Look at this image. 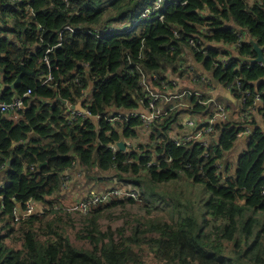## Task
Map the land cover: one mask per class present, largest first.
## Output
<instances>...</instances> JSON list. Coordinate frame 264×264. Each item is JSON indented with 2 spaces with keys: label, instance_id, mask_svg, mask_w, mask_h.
Segmentation results:
<instances>
[{
  "label": "trees",
  "instance_id": "trees-1",
  "mask_svg": "<svg viewBox=\"0 0 264 264\" xmlns=\"http://www.w3.org/2000/svg\"><path fill=\"white\" fill-rule=\"evenodd\" d=\"M155 1L0 0V100L32 92L17 122L0 112V165L6 163L0 178L8 180L0 190V264H264V65L243 60L257 56L249 39L225 70L210 57L194 55L215 80L226 83L240 76L245 87L262 92L247 148L225 178L216 175L214 160L201 158L200 144L170 142L188 109L171 111L140 150L118 151L116 158L109 144L136 136L139 120L68 124L65 119L64 101L88 103L101 115L138 107L141 87L138 76L127 73V54L145 53L140 63L158 75L176 73L185 41L205 21V11L212 15L210 40L235 43V29L243 28L264 49V0H167L163 21H142L126 34L100 39L84 32L105 22L135 21ZM67 25L75 31L64 30ZM171 25L180 30L179 39ZM23 68L27 72L13 86ZM48 73L54 79L43 85ZM91 87L85 98L83 91ZM201 109L197 105L193 112ZM241 130L236 120L216 124V158L234 147ZM153 159L160 164L148 167ZM77 164L83 171L75 187L80 192L114 181L113 186L137 188L143 203L114 198L87 214L51 208L14 220L16 201L57 200L63 173ZM181 177L204 187L208 197L201 194L202 205L192 206L175 194L155 196V186ZM82 191L86 197L87 190Z\"/></svg>",
  "mask_w": 264,
  "mask_h": 264
},
{
  "label": "built area",
  "instance_id": "built-area-1",
  "mask_svg": "<svg viewBox=\"0 0 264 264\" xmlns=\"http://www.w3.org/2000/svg\"><path fill=\"white\" fill-rule=\"evenodd\" d=\"M166 2L167 0H156L152 6L143 10L135 21L120 24L105 22L98 26L87 28L84 32L100 39L126 34L142 21L154 19L163 21ZM211 17L212 15L208 11H205L203 14L205 21L199 26L197 32L187 37L185 46L176 61L178 69L176 73H173L170 69L158 75L154 71L147 70L140 63V60L146 58L145 53L141 51L136 57L127 54L130 66L127 73L129 76L137 75L141 87L138 107L129 110H117L112 114L101 115L94 114L89 109L88 103L84 107L77 105L72 107L71 104H65L64 116L67 123L74 124L77 121H86L88 119L99 121L101 118L112 123L116 121L129 122L133 119L139 120L138 134L131 138L119 140L125 142V150L119 149V141L109 144V147L114 152L113 157L116 158L118 151L140 150L141 144L149 142L155 124L167 117L171 111L181 108L188 109L181 114V126L170 133V142L176 146L200 144L203 147L201 158L214 160L212 166L215 169L216 175L218 177H227L229 175V159L225 157L216 158V153L214 152V147L219 143L216 124L236 120L240 122L242 127L237 137H250L253 133L251 119L260 106L262 92L245 87L240 76H236L233 80L226 83L219 82L204 69L201 62L195 59L194 55L196 54L210 57L215 67L225 70L231 65L241 43L252 39L246 29L236 28L235 33L238 40L235 43L210 40L208 37L212 35L210 28ZM170 29L175 38L179 39L181 35L178 27L171 25ZM64 30L75 31L69 25L65 26ZM212 51L215 53L213 54ZM44 61L49 64L48 57H45ZM53 79L54 77L51 73L45 74L42 76V84L50 83ZM221 88L228 91L233 97L234 101L229 100L232 105H227L220 100L218 90ZM30 93H32L31 90H28L24 94L15 95L10 101L0 100V112L10 114L11 116L14 114L18 119L21 118V113L25 107L24 100ZM89 93V89H85L82 95L87 98L90 97ZM192 98H194L193 101ZM197 105L202 108L201 111L193 112ZM172 160L173 158H168V161ZM159 164L160 162L154 159L146 163L148 167L158 166ZM185 166L191 167V163L187 162ZM5 168L6 163H2L0 171ZM31 169H34V165H31ZM183 171V169L178 170L181 175L184 174ZM81 175L82 171L76 170V166L66 170L61 178V193L57 200L50 201L51 204H42L31 198L25 202L16 201L12 207L14 220L22 221L33 215L41 216L51 208L87 214L99 205L108 203L114 198L133 199L136 202H143V196L137 188L121 185L109 187L107 190L92 191L86 197L76 199L73 203H65L66 195L71 193L72 184L77 182ZM4 186L5 183L0 180V190ZM12 199L15 200V198Z\"/></svg>",
  "mask_w": 264,
  "mask_h": 264
},
{
  "label": "rangeland",
  "instance_id": "rangeland-1",
  "mask_svg": "<svg viewBox=\"0 0 264 264\" xmlns=\"http://www.w3.org/2000/svg\"><path fill=\"white\" fill-rule=\"evenodd\" d=\"M247 144H248V137H246V138L239 137L237 139L234 147L230 150L229 153H231V156L233 155L232 156V165L233 166H232V172L231 173L234 172L238 158L246 150ZM78 185H79L78 181L75 182L74 186L77 187ZM108 185H110V184H108ZM155 187H154L155 189H153V188L152 189H153L156 197H159L160 194L161 195L175 194V195H177V197L182 198L186 203L188 202L192 206H193V203L195 205H198V206H199V203H200V205H202V202L199 201L201 194L203 196V199L208 197V194L203 191V189H204L203 186L198 185V184L195 185L190 180H187L186 177H181V179H178V181H176L172 184H165V185L160 184L159 186H155ZM89 189H90L89 187L84 186L82 190L88 191ZM82 190H81L79 196H77V197L73 196L70 193L67 194L65 197V203L70 204L72 202V200L80 199V198L84 197V193ZM87 191H86V194H87ZM47 199L50 200L51 198H47ZM154 201H155V204H161L162 203L161 201H158V200H154ZM198 201H199V203H198ZM142 203L139 202L138 204H142ZM163 205H165V204L163 203ZM158 212L163 213V212H167V210H161L159 208ZM227 244L229 246H231V244H229V243H227Z\"/></svg>",
  "mask_w": 264,
  "mask_h": 264
},
{
  "label": "crops",
  "instance_id": "crops-1",
  "mask_svg": "<svg viewBox=\"0 0 264 264\" xmlns=\"http://www.w3.org/2000/svg\"><path fill=\"white\" fill-rule=\"evenodd\" d=\"M253 38V37H252ZM254 39V38H253ZM255 40V39H254ZM89 91H90V96H91V94H92V87L89 89ZM224 90L221 88V89H219L218 90V93H219V96H220V98H224V99H227V100H231V101H234V99L232 100L231 98H229L227 95H225L224 93ZM17 95V94H16ZM227 96V97H226ZM226 101V100H225ZM75 105V104H74ZM8 117H10L11 115L10 114H6ZM12 119L15 121V122H17L19 119L13 114L12 116ZM10 117V118H11ZM230 152V151H229ZM227 153L226 155H224V157L225 158H227V159H229V161H230V163H229V174H231V172H232V156H231V153ZM76 170H80L81 171V168H80V165H78L77 164V166H76ZM235 170V169H234ZM82 174H83V171H82ZM82 176V175H81ZM80 176V177H81ZM0 180L1 181H3L4 183H7V179H5V177H2V178H0ZM114 181L113 182H111L110 183V185H108V184H103L101 187L98 185V187L97 188H95V187H92V188H90L88 191H87V193H90V192H92V191H95L93 188H95L96 190L98 189V188H101V189H103L102 187H106V188H109V187H112L113 185H114ZM74 184H75V182L72 184V186H71V193L70 194H72L73 196H75V197H77V196H79V194H80V191H78L76 188H75V186H74ZM95 186V185H94ZM101 189L99 190L98 189V191H101ZM76 199H74V200H72V202L71 203H73L74 201H75Z\"/></svg>",
  "mask_w": 264,
  "mask_h": 264
},
{
  "label": "water",
  "instance_id": "water-1",
  "mask_svg": "<svg viewBox=\"0 0 264 264\" xmlns=\"http://www.w3.org/2000/svg\"><path fill=\"white\" fill-rule=\"evenodd\" d=\"M250 41L253 44L254 50L257 53V56L254 58H243L244 61H248V62H259L261 64L264 65V49L263 47L253 38L250 39ZM242 58V57H241ZM27 71L23 68L22 72L18 75L16 81L14 82L13 86H15L16 84L20 83L22 80V76L26 73ZM224 90V94L227 95L229 98H231L233 100V97L230 95V93L228 91ZM226 96V97H227ZM64 104H71L72 107H75L76 105L68 102V101H64ZM118 146L120 150H125V142L123 140L118 142ZM10 163V161H8V164ZM42 164H40L41 166Z\"/></svg>",
  "mask_w": 264,
  "mask_h": 264
}]
</instances>
